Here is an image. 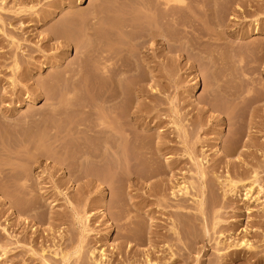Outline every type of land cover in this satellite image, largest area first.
<instances>
[{
	"label": "rangeland",
	"instance_id": "rangeland-1",
	"mask_svg": "<svg viewBox=\"0 0 264 264\" xmlns=\"http://www.w3.org/2000/svg\"><path fill=\"white\" fill-rule=\"evenodd\" d=\"M77 1L0 0V264H95L99 249L106 264H264V0H186L177 32L122 50L109 104L136 166L110 151L73 181L69 117L51 108L84 31L103 37L90 13L119 26L133 2ZM182 36L202 38L189 54Z\"/></svg>",
	"mask_w": 264,
	"mask_h": 264
},
{
	"label": "bare ground",
	"instance_id": "bare-ground-1",
	"mask_svg": "<svg viewBox=\"0 0 264 264\" xmlns=\"http://www.w3.org/2000/svg\"><path fill=\"white\" fill-rule=\"evenodd\" d=\"M81 1L78 0L77 3ZM186 8V0H133L131 7L124 12L123 23L119 26L98 11L90 13V16L99 22L97 27L94 26L97 21L90 25L93 35L95 36L97 30H100L103 37L94 44L95 38H90L92 34L90 33V28L87 27L89 31H84L86 41L84 46L79 47L81 55L79 56L78 65L69 69L66 77L69 84L64 88V94L57 96L55 106L51 108L52 113H65L69 117L66 121L63 135L70 138L71 144L75 148V152L72 153L75 163L68 164L71 180L76 181V178L80 177L77 173H81L80 171L85 166L87 168L99 166L104 155L111 154L110 151L115 153L120 151L126 162L136 161V156H125L128 148L126 135L122 134L123 129L118 126V115H115L116 110L114 111V108L109 104L117 96V77L125 71H121L119 68L122 58L121 51H134L141 43L149 40H165L164 38L167 37L168 31L177 32L181 26L175 19L176 13ZM29 9H31V6H29ZM46 14L50 15L48 12ZM67 28L66 22L60 23L55 26L56 30L53 31V34L56 37H64L67 35ZM181 32L185 33L183 29H181ZM119 33L128 35L124 41L125 49H119L118 47ZM201 38L199 36L189 40L182 36L181 41L176 39L180 43L179 46L175 47L190 54L194 46L199 44ZM86 68H88V76ZM128 70L129 68L126 71ZM64 78L62 76L57 77L58 80ZM86 79L92 81V83H89L92 84L95 91L91 94L89 100L76 102L78 90L84 86ZM91 110L95 117L91 121V125H88L86 114L91 113ZM28 116L31 119L34 114L32 113ZM175 125L178 127L176 122ZM61 133L62 131L57 130L54 136H60ZM107 133H117L123 135V137H118L117 142L113 145L114 143L109 140ZM113 148L115 149L113 150ZM58 162L61 165L65 164L63 159H58ZM133 166H136V162L133 163ZM163 170V167L156 165L149 172L151 174H160ZM197 173L200 177L203 176L200 166L197 168ZM254 182L255 180L246 188L245 195L250 193ZM228 186L231 189L234 188L235 182L230 180ZM188 188V184H179L177 191L187 193ZM199 206H201V201L198 203ZM236 245L251 248L252 244L245 236H242L238 239ZM61 256L64 260H67L69 254H61ZM104 256V251L99 249V258L93 259V261L95 264H106L103 261ZM150 264L156 263L150 262Z\"/></svg>",
	"mask_w": 264,
	"mask_h": 264
}]
</instances>
